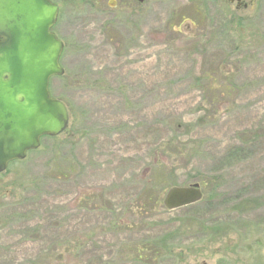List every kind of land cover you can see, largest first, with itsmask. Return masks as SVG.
I'll list each match as a JSON object with an SVG mask.
<instances>
[{
    "label": "rangeland",
    "instance_id": "obj_1",
    "mask_svg": "<svg viewBox=\"0 0 264 264\" xmlns=\"http://www.w3.org/2000/svg\"><path fill=\"white\" fill-rule=\"evenodd\" d=\"M52 1L69 123L0 174V264H264V0Z\"/></svg>",
    "mask_w": 264,
    "mask_h": 264
},
{
    "label": "water",
    "instance_id": "obj_2",
    "mask_svg": "<svg viewBox=\"0 0 264 264\" xmlns=\"http://www.w3.org/2000/svg\"><path fill=\"white\" fill-rule=\"evenodd\" d=\"M57 13L51 0H0V172L67 127V107L48 87L63 74V43L51 30ZM201 197L198 183L172 186L162 204L174 210Z\"/></svg>",
    "mask_w": 264,
    "mask_h": 264
},
{
    "label": "flooded vegetation",
    "instance_id": "obj_3",
    "mask_svg": "<svg viewBox=\"0 0 264 264\" xmlns=\"http://www.w3.org/2000/svg\"><path fill=\"white\" fill-rule=\"evenodd\" d=\"M138 1V0H137ZM228 2H235L236 3V6L239 8V7H245L246 6V3L243 1V0H227ZM54 2V1H53ZM139 2V1H138ZM55 3V2H54ZM141 3V2H140ZM56 4V3H55Z\"/></svg>",
    "mask_w": 264,
    "mask_h": 264
},
{
    "label": "trees",
    "instance_id": "obj_4",
    "mask_svg": "<svg viewBox=\"0 0 264 264\" xmlns=\"http://www.w3.org/2000/svg\"><path fill=\"white\" fill-rule=\"evenodd\" d=\"M206 75H207V73H206ZM222 85H223V84H222ZM223 87H224V88H229V89L231 88L230 85H223ZM154 200H156V199H154ZM139 256H141V255H139Z\"/></svg>",
    "mask_w": 264,
    "mask_h": 264
}]
</instances>
